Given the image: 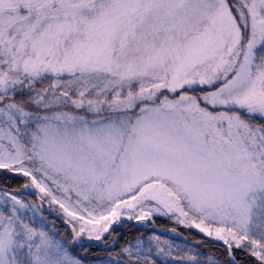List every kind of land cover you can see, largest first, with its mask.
<instances>
[{
    "label": "snow or ice",
    "instance_id": "1",
    "mask_svg": "<svg viewBox=\"0 0 264 264\" xmlns=\"http://www.w3.org/2000/svg\"><path fill=\"white\" fill-rule=\"evenodd\" d=\"M0 171L72 244L167 216L222 250L136 236L109 264H264V0H0ZM35 213L0 186V264H85Z\"/></svg>",
    "mask_w": 264,
    "mask_h": 264
},
{
    "label": "trees",
    "instance_id": "2",
    "mask_svg": "<svg viewBox=\"0 0 264 264\" xmlns=\"http://www.w3.org/2000/svg\"><path fill=\"white\" fill-rule=\"evenodd\" d=\"M25 182H27L26 178L22 176H14L11 174H8V178L5 179V174L3 173V171H0V186H4L6 184L9 186L10 191L18 192V190H21L23 188ZM20 198L25 200L26 202H36L35 197L31 194H20ZM55 210L59 213V215H61L64 220L66 219L63 217V215L61 214V210H59L58 207L55 208ZM154 221L156 227L163 229L174 228L190 243L199 242L202 244L191 245L189 242H185L183 240L181 241L177 238H169L166 235L157 233L151 227V224L148 223L146 224V227H136L134 225L127 227L128 229L121 236H119L117 243L114 246H111V243L116 240L117 235L121 233V231L126 227L127 224H125L124 226L117 228V230L111 231L112 235L107 234L102 239L105 246L109 248L107 250H100L98 246L94 245L80 246L70 243L69 241L73 239L72 234L66 228L65 224L47 213L42 214L41 222H43V224H41V226L51 236L55 235L59 237L63 242H65L70 251V254L82 258L85 264H107L109 262V257H112L114 262L115 259H118L117 253L120 251L125 242L128 240H132L136 236H143L147 241L148 236L158 235L161 237V240H167L170 244H172L173 254L178 251L181 255H195L197 253H200V257L202 260L204 256L209 253H215L216 255H219L222 251L218 242L211 241L209 238L205 237L194 228L189 229L182 225L180 226L169 217L154 218ZM162 246L167 248V245ZM153 252L155 253L154 244ZM156 260L157 264H177V261L172 260L171 258L166 259L163 256H157Z\"/></svg>",
    "mask_w": 264,
    "mask_h": 264
},
{
    "label": "rangeland",
    "instance_id": "3",
    "mask_svg": "<svg viewBox=\"0 0 264 264\" xmlns=\"http://www.w3.org/2000/svg\"><path fill=\"white\" fill-rule=\"evenodd\" d=\"M51 186V185H50ZM24 188V187H23ZM22 188V189H23ZM25 189V188H24ZM26 189H32L36 194H37V196L41 199V200H43L47 205H48V207H49V209L50 210H54V211H56L55 210V208H59V206H58V204H53V203H51L50 202V198H48V197H43V199H42V196H43V194L42 193H40L37 189H35L34 187H29V188H26ZM53 191L55 192L56 190H55V188H53ZM57 194V196L59 197L61 194L59 193V192H57L56 193ZM18 195V194H17ZM19 197H20V195H18ZM39 201V200H36V202H29V203H32V204H34V205H36V213H35V216L33 217V219H34V222L36 223V225H38V226H41V224H43V222H41V220H42V214L43 213H45V207H44V205H43V202L42 201ZM59 210H61L60 208H59ZM57 212V211H56ZM59 214V213H58ZM61 214L63 215V217L64 218H66L65 220H67V217L63 214V212H62V210H61ZM30 215H31V213H30ZM61 216V215H60ZM159 217H167V216H155L154 218H159ZM153 218V219H154ZM173 221L175 222V220H174V218H173ZM130 222H134V221H129V220H127V219H122L121 221H119V222H117V223H115V224H113L112 225V228L110 229V232L111 231H113V230H117V228H120V227H122V226H124L125 224H127V223H130ZM137 222V225H136V227H146V224H144L142 221H136ZM181 226V225H180ZM153 228V227H152ZM197 230V229H196ZM198 231V230H197ZM108 233H105L104 234V237L107 235ZM203 235V234H202ZM51 236V235H50ZM52 237L54 238V239H57V240H60L61 242H63L59 237H57V236H55V235H52ZM103 237V238H104ZM102 238V239H103ZM99 240V241H103V240ZM80 240L81 241H85V240H88V238H87V236H83V237H81L80 238ZM92 240H95V239H92ZM63 243H65V242H63ZM113 243V242H112ZM111 243V244H112ZM66 244V243H65ZM103 246H105V245H103V244H101V247H103ZM106 247V246H105ZM109 263V262H108ZM107 263V264H108ZM98 264V263H97ZM101 264V263H100ZM104 264V263H103Z\"/></svg>",
    "mask_w": 264,
    "mask_h": 264
},
{
    "label": "water",
    "instance_id": "4",
    "mask_svg": "<svg viewBox=\"0 0 264 264\" xmlns=\"http://www.w3.org/2000/svg\"><path fill=\"white\" fill-rule=\"evenodd\" d=\"M19 193H23V194H32L37 200H39L40 201V199L38 198V196L36 195V193L33 191V190H31V189H23V190H21V191H18V194ZM43 205H44V207H45V210H46V212L47 213H49L51 216L53 215L55 218H57L58 220H60V221H62V222H64V224L66 225V227H67V229L69 230V231H71V233H72V236H73V238H74V235H73V232H72V226L70 225V224H68L65 220H62L61 218H60V216L55 212V211H51V210H49V208H48V206H47V204L45 203V202H43ZM145 222H149V221H145ZM131 225H137V222L136 221H134V222H130V223H128L127 224V226L125 227V229L117 236V238H116V241H115V243L117 242V240H118V238H119V236H121L128 228L127 227H129V226H131ZM152 227H154V229L158 232V233H161V234H164V235H168V237H175V238H178V239H180V240H184V241H186L187 242V239L184 237V236H181L180 234H178L176 231L175 232H173V231H171V230H163V229H159V228H157V227H155V225L152 223ZM100 243H101V241H99V240H85V241H81V240H78L77 242H76V244H79V245H98V247L100 248V249H103V250H106V248H104V247H100L99 245H100ZM200 244H202V243H199V242H193V243H191V245H200Z\"/></svg>",
    "mask_w": 264,
    "mask_h": 264
}]
</instances>
